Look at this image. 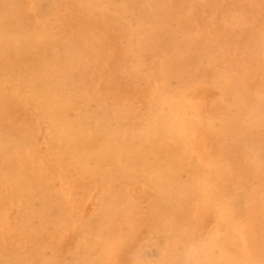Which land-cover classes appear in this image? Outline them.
Segmentation results:
<instances>
[{
    "label": "bare ground",
    "instance_id": "1",
    "mask_svg": "<svg viewBox=\"0 0 264 264\" xmlns=\"http://www.w3.org/2000/svg\"><path fill=\"white\" fill-rule=\"evenodd\" d=\"M182 6L0 0V264L264 257V105L198 65L223 30L176 57ZM251 180L260 188L238 194ZM148 238L158 261L135 255Z\"/></svg>",
    "mask_w": 264,
    "mask_h": 264
},
{
    "label": "rangeland",
    "instance_id": "2",
    "mask_svg": "<svg viewBox=\"0 0 264 264\" xmlns=\"http://www.w3.org/2000/svg\"><path fill=\"white\" fill-rule=\"evenodd\" d=\"M211 1L186 0V6H182L180 12L176 14L174 24L176 28L184 31V35L177 37L173 42L176 48H181L176 57L193 53L188 47L189 42L212 39L214 30H223L226 38L213 40L214 51L207 56L198 57L196 60L199 62L198 65L220 73L226 70L230 77L237 76L240 82L247 86L251 98L257 99L264 105V62L259 58L261 54H264V0H223L219 3L220 8L213 11L212 19L204 18V14L209 10L204 7ZM244 38H246V44L241 47ZM184 40L185 43H183ZM165 57L168 56L165 55ZM129 59L135 62L132 57ZM122 76L128 79L129 71L122 69ZM133 76L131 77L134 80L139 79L138 74ZM189 81L191 83L188 89L196 90L204 85L197 80V77H190ZM177 86L176 80L170 83L171 88ZM211 90L215 92L213 98L225 97L224 92L222 93L217 87H211ZM259 188V182L251 180L239 184L237 193L243 195ZM136 249L135 255L141 259L155 262L161 256V248L149 238L139 244ZM256 261L258 264H264V257Z\"/></svg>",
    "mask_w": 264,
    "mask_h": 264
}]
</instances>
